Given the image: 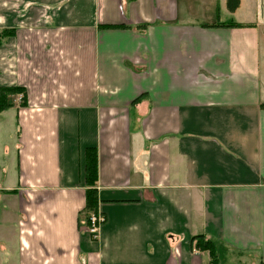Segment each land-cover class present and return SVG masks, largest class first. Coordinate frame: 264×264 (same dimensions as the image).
Masks as SVG:
<instances>
[{"label":"crops","instance_id":"1","mask_svg":"<svg viewBox=\"0 0 264 264\" xmlns=\"http://www.w3.org/2000/svg\"><path fill=\"white\" fill-rule=\"evenodd\" d=\"M4 29L0 264H264V0H0Z\"/></svg>","mask_w":264,"mask_h":264},{"label":"trees","instance_id":"2","mask_svg":"<svg viewBox=\"0 0 264 264\" xmlns=\"http://www.w3.org/2000/svg\"><path fill=\"white\" fill-rule=\"evenodd\" d=\"M239 0H227V7L229 11H233L238 6ZM233 24L234 23H230ZM13 34V30L0 31V44L1 41ZM19 97V106L25 105V91L19 86H0V112L13 106L12 97ZM136 101V100H135ZM134 101V102H135ZM264 107V106H263ZM97 151L94 147L86 148L84 152V183L85 190V213L95 212L97 208ZM193 247L201 252H207L210 261L208 264H228L227 253L229 249L220 240L213 239L206 235H196L191 238Z\"/></svg>","mask_w":264,"mask_h":264},{"label":"built area","instance_id":"3","mask_svg":"<svg viewBox=\"0 0 264 264\" xmlns=\"http://www.w3.org/2000/svg\"><path fill=\"white\" fill-rule=\"evenodd\" d=\"M105 222V218L102 214H93L87 218V232L89 236L96 239L99 235L101 225Z\"/></svg>","mask_w":264,"mask_h":264},{"label":"rangeland","instance_id":"4","mask_svg":"<svg viewBox=\"0 0 264 264\" xmlns=\"http://www.w3.org/2000/svg\"><path fill=\"white\" fill-rule=\"evenodd\" d=\"M19 102L20 101L17 100L18 104H19ZM4 141H5L4 136H2L0 138V148H2L5 145H7L6 142H4ZM238 257H243V256L234 255V257L228 258V264H258V262L252 260V258H250V256H245L243 258H238Z\"/></svg>","mask_w":264,"mask_h":264}]
</instances>
